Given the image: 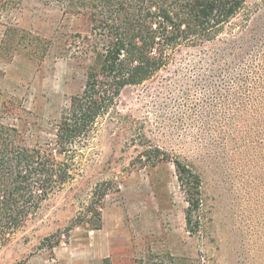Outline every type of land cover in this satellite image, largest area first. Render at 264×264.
<instances>
[{
    "label": "rangeland",
    "instance_id": "374dc122",
    "mask_svg": "<svg viewBox=\"0 0 264 264\" xmlns=\"http://www.w3.org/2000/svg\"><path fill=\"white\" fill-rule=\"evenodd\" d=\"M0 23V124L43 147L106 39L88 10L54 0H24ZM6 27L48 40L44 61L6 59ZM85 155L82 174L0 248V264H264V0L124 88ZM178 162L200 182L190 226Z\"/></svg>",
    "mask_w": 264,
    "mask_h": 264
},
{
    "label": "trees",
    "instance_id": "16d2710c",
    "mask_svg": "<svg viewBox=\"0 0 264 264\" xmlns=\"http://www.w3.org/2000/svg\"><path fill=\"white\" fill-rule=\"evenodd\" d=\"M24 0H0V22ZM88 10L93 31L106 39L102 51L91 50L83 92L73 96L62 116L55 140L29 148L15 128L0 124V248L7 246L27 221L53 195L82 174V165L97 130L128 86L152 79L182 47H197L218 38L225 24L238 15L246 0H54ZM1 24V23H0ZM11 60L30 55L40 65L50 42L30 32L6 27L1 42ZM2 50V46H1ZM191 210L200 206L199 178L177 163ZM91 201L94 230H101L102 200ZM79 220V219H77ZM60 240L52 245H59ZM18 264H24L20 262Z\"/></svg>",
    "mask_w": 264,
    "mask_h": 264
}]
</instances>
